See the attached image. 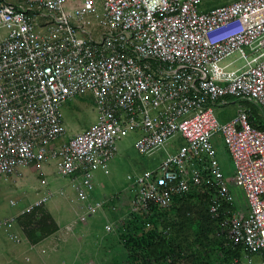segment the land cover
<instances>
[{"label":"built area","instance_id":"obj_1","mask_svg":"<svg viewBox=\"0 0 264 264\" xmlns=\"http://www.w3.org/2000/svg\"><path fill=\"white\" fill-rule=\"evenodd\" d=\"M206 1L103 0L99 10L97 0H0V179L58 158L60 175L83 202L65 226L72 232L121 199L89 196L95 173L116 157L122 139L138 133L136 149L147 154L181 137L157 167L128 176L130 214L145 217L149 228L156 210L208 193L216 237L225 249H241L227 264H264V131L248 107L264 111V0L205 11ZM86 93L97 122L57 146L66 136L63 105ZM234 103L235 116L220 121L215 107ZM217 134L246 207L219 161ZM41 185L45 192L24 210L0 215V229L37 217L52 197L46 179ZM9 238L21 241L14 231Z\"/></svg>","mask_w":264,"mask_h":264},{"label":"rangeland","instance_id":"obj_2","mask_svg":"<svg viewBox=\"0 0 264 264\" xmlns=\"http://www.w3.org/2000/svg\"><path fill=\"white\" fill-rule=\"evenodd\" d=\"M235 1L237 0H207L201 4V9L205 11L213 10ZM102 3L103 0H97L99 10H101ZM4 36L5 32L0 31V41ZM236 59L237 55H234L228 58L226 62ZM242 64V62H239L237 65L240 66ZM62 110L66 125V136L56 143L57 146L69 136L83 132L97 122V109L94 98L90 93H86L68 101L63 105ZM236 111V103L226 106L218 105L215 107V112L222 122H227L232 119ZM138 137V133H130L127 137L122 139L118 143L119 151L113 163L106 167L103 166L99 168L95 173L94 190H98V188H100L99 183H101L105 188V193L109 197H115L117 194H120V197L124 196L122 200L118 199L106 203L99 214L92 216L88 220V224H81L82 226L77 225L72 232L58 229L49 235L47 234L44 237H51L49 239L51 241L49 250L54 252V254H50L49 257H40L35 253L30 254L31 261L27 263L21 259V257L24 256L27 250H33L30 243H28L29 240L31 242L32 239L34 240L32 236H35L36 239L44 234L43 231L45 226L42 224V221L46 216H50L47 210V204L39 211L37 217L31 215L29 218H24L23 220L19 219V224L23 227L27 239H29L26 245L31 249L22 247L17 251L14 245L10 243L4 244L2 242L3 244L0 246V251L14 253L15 258L11 259L13 264H78L84 261H89L94 264H126L127 262L129 264H145V262H142L143 260L139 253H129L130 249L128 246L131 238H133V236L150 234L152 230L145 228L144 219L134 217L130 214V197L128 196L130 192L126 191L129 184L128 176L147 171L152 167L158 157H166L168 153H174L176 149L183 144V140L181 137H176L171 139L165 148H158L151 153L141 154L137 151L135 146ZM213 144L218 151L219 161L230 181L231 187H239L240 184L235 177V167L220 134H217L213 138ZM58 162V158L51 157L42 164L41 168L25 166L20 170L19 174L17 173L19 177H15L16 174L12 177L1 178L0 215L9 216L18 214L37 200L42 196L43 192H45V189L42 188L41 180L46 179L48 182L46 189L52 193L50 203L66 208L68 222L71 223L76 220L82 212L83 202L72 193L66 192L63 185L66 183V180L63 179L58 171ZM96 177L99 183L96 181ZM235 193L238 195L237 204L246 207L247 201L243 190L239 188L235 190ZM74 194H76V192ZM96 196L102 197L103 195H98L94 192V194L92 193L89 197L94 199ZM9 200H15L17 206L15 208L10 207ZM202 209L203 208L197 205L187 208L184 201L180 203L178 209L171 214L170 219L175 222H182L181 224H183L185 221L183 214L191 216L189 214L187 215V213H194V215H196L203 211ZM47 222L48 224L54 223V219L50 216ZM109 224H114L113 230L108 231L106 229V226ZM32 232L36 233L30 237L29 234ZM192 233L193 229L189 226L185 227L184 230L180 232V234L184 236L191 235ZM54 239L62 240L60 246L56 245L57 248H54L55 246L52 243ZM2 240L5 241L4 239ZM214 264H219V261Z\"/></svg>","mask_w":264,"mask_h":264},{"label":"trees","instance_id":"obj_3","mask_svg":"<svg viewBox=\"0 0 264 264\" xmlns=\"http://www.w3.org/2000/svg\"><path fill=\"white\" fill-rule=\"evenodd\" d=\"M248 107L251 109L250 120L252 124L264 131V111L251 104H248ZM233 188V193L237 198L238 195L235 190H238L239 187ZM184 201L187 208L197 205L203 208V211L196 215L187 213L191 216L183 214L185 221L181 224L182 222H175L170 217L178 209L179 204ZM209 202L210 195L208 193L194 191L186 199L176 202L170 209L165 211L156 210L155 216L148 219L149 228L146 227L147 219L143 216L138 217L144 219L145 228L152 231H150V234L148 233L149 235L133 236L128 246L129 253H139L142 262H145V264H214L218 261L219 264H227L239 258L241 256L240 248L225 249L221 240L216 237L217 225L208 214ZM29 216L31 215L24 218H29ZM50 216H46L42 221L45 226L43 236L35 239V236L32 235L36 232L29 234L30 237L34 238L32 243L40 242L45 238L44 236L59 229L55 220L54 223L48 224L47 220ZM51 218L53 219L52 216ZM187 226L193 229V233L191 235H181L180 232ZM135 262L137 263L136 260Z\"/></svg>","mask_w":264,"mask_h":264},{"label":"crops","instance_id":"obj_4","mask_svg":"<svg viewBox=\"0 0 264 264\" xmlns=\"http://www.w3.org/2000/svg\"><path fill=\"white\" fill-rule=\"evenodd\" d=\"M12 1H17V0H12ZM177 150V149H176ZM116 159V157L114 159H112V161L109 163V164H112L113 161ZM166 159V157H158L154 164L152 165V167L150 169H154L155 167H157L161 162H163L164 160ZM108 164V165H109ZM148 169V170H150ZM226 174V173H225ZM64 180H66V183H64V187H65V190L66 192H69V193H72L75 197H77L76 194H74V188L72 187L71 185V182L69 181L68 178H63ZM94 180H95V175H94ZM96 181L99 183L97 177H96ZM99 187L98 190H95V192L98 194V195H103V197L105 196H108L105 191H104V187L101 185V183H99ZM44 189V188H43ZM74 193H73V192ZM71 194V195H72ZM128 196L130 197V195L128 194ZM124 196L121 197L120 200L123 199ZM47 210L49 212V214L53 217V219L55 220V222L57 223V225L59 226V229L60 230H65V226L70 224V222H68V217L66 215V208L62 207V206H59L57 204H52L48 203L47 205ZM66 207V206H65ZM88 224V223H86ZM81 225V224H80ZM82 226V225H81ZM15 232L17 233L20 237H21V241L18 243V242H14L12 241L10 238H9V233L10 232ZM66 231V230H65ZM51 238V237H50ZM49 237L41 240L40 242L38 243H32L29 239H27L24 231L22 230L21 228V225L18 223L17 225H14V228L11 229V230H7V229H0V246L4 243H10L11 245H14L15 249H17V251H19L20 248L22 247H26L27 249H33V250H27L26 253L24 254L23 257H21V259H23L25 262L29 263L31 261V256L30 254H37L38 256H46V257H49L50 254H54V252H51L49 250V246H50V243L51 241L49 240L50 239ZM64 238V237H63ZM2 239H4L5 241H3ZM29 240V241H28ZM58 240V239H57ZM56 239H54V241L52 242L53 245L55 246L54 248H57L56 245H59L60 246V242L62 240H58L57 241ZM30 243L31 245V248H29L26 243ZM3 242V243H2ZM35 249V250H34ZM14 253L10 252V253H5L4 251H0V264H13L12 262V258H15L14 257Z\"/></svg>","mask_w":264,"mask_h":264}]
</instances>
